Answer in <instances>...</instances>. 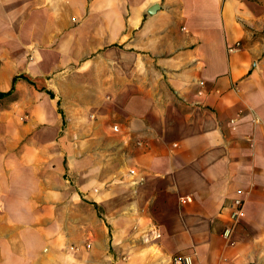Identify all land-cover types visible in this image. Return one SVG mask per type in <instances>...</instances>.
<instances>
[{
	"label": "crops",
	"instance_id": "crops-1",
	"mask_svg": "<svg viewBox=\"0 0 264 264\" xmlns=\"http://www.w3.org/2000/svg\"><path fill=\"white\" fill-rule=\"evenodd\" d=\"M0 58V264H264V0H0Z\"/></svg>",
	"mask_w": 264,
	"mask_h": 264
},
{
	"label": "rangeland",
	"instance_id": "rangeland-1",
	"mask_svg": "<svg viewBox=\"0 0 264 264\" xmlns=\"http://www.w3.org/2000/svg\"><path fill=\"white\" fill-rule=\"evenodd\" d=\"M0 58V92H8L7 75L1 71ZM27 87L26 92L29 95ZM40 90V89H38ZM13 96V95H12ZM12 99H3L0 103V149L1 151L11 150L15 144V135L20 134V131L29 129V104L15 106ZM29 137L27 138V140ZM24 143V142H23Z\"/></svg>",
	"mask_w": 264,
	"mask_h": 264
},
{
	"label": "built area",
	"instance_id": "built-area-1",
	"mask_svg": "<svg viewBox=\"0 0 264 264\" xmlns=\"http://www.w3.org/2000/svg\"><path fill=\"white\" fill-rule=\"evenodd\" d=\"M115 131H118V127H114ZM134 173V172H131ZM183 203L191 202L192 199L189 197L182 199ZM245 212V200L243 197L236 198L231 204V213L229 218V224L223 232V237L234 243V235L237 228L240 226ZM175 264H190L191 262L187 258L176 257L174 259Z\"/></svg>",
	"mask_w": 264,
	"mask_h": 264
},
{
	"label": "trees",
	"instance_id": "trees-1",
	"mask_svg": "<svg viewBox=\"0 0 264 264\" xmlns=\"http://www.w3.org/2000/svg\"><path fill=\"white\" fill-rule=\"evenodd\" d=\"M19 79H25L26 81H28L31 84V82L27 78H25L24 76H16V77H14L13 82H12V88H11V90L8 91V92H0V103L5 98L11 100L12 99L11 97H13V101H14V95L13 94H14V91H15V84H16V82Z\"/></svg>",
	"mask_w": 264,
	"mask_h": 264
}]
</instances>
